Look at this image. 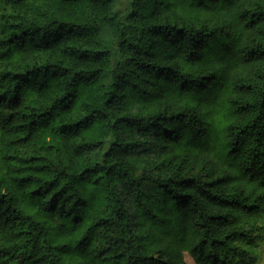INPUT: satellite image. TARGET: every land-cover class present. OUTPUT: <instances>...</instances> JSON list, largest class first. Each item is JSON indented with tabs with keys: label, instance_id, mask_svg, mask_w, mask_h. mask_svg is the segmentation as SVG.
<instances>
[{
	"label": "trees",
	"instance_id": "16d2710c",
	"mask_svg": "<svg viewBox=\"0 0 264 264\" xmlns=\"http://www.w3.org/2000/svg\"><path fill=\"white\" fill-rule=\"evenodd\" d=\"M264 232V0H0V264H239Z\"/></svg>",
	"mask_w": 264,
	"mask_h": 264
},
{
	"label": "rangeland",
	"instance_id": "374dc122",
	"mask_svg": "<svg viewBox=\"0 0 264 264\" xmlns=\"http://www.w3.org/2000/svg\"><path fill=\"white\" fill-rule=\"evenodd\" d=\"M184 259L187 264H197L189 252H184ZM239 264H264V232L257 241V245L251 249V256L245 258Z\"/></svg>",
	"mask_w": 264,
	"mask_h": 264
}]
</instances>
